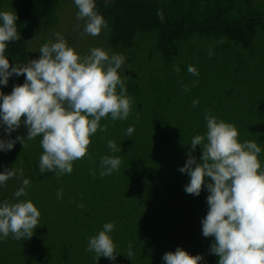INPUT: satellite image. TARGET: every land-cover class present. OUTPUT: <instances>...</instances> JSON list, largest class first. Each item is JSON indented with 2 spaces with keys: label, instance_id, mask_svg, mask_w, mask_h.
Wrapping results in <instances>:
<instances>
[{
  "label": "trees",
  "instance_id": "16d2710c",
  "mask_svg": "<svg viewBox=\"0 0 264 264\" xmlns=\"http://www.w3.org/2000/svg\"><path fill=\"white\" fill-rule=\"evenodd\" d=\"M66 3L78 12L74 0H0V11L17 14L21 36L4 53L10 66L39 58L40 47L57 34L70 43L52 33ZM95 6L107 22L99 47L124 58L118 72L131 112L126 120L101 119L107 131L97 130L70 174L40 173V136L0 151V172L16 171L0 185V202L31 200L40 212L31 238L0 239V264H165L164 253L178 246L200 254L201 264H217L210 252L214 238L202 234L207 188L198 196L186 193L190 177L179 168L191 139L207 130L206 113L232 123L241 143L255 141L264 167V11L256 0H95ZM189 66L199 74L189 73ZM24 80L13 74L0 91L8 94ZM4 128L0 124V139L27 136L23 123L10 134ZM109 140L121 151L113 152ZM192 154L199 160L201 146ZM104 156H118L121 164L101 177ZM25 178L27 195L16 198ZM105 223L115 225L109 233L115 260H96L87 250L88 238Z\"/></svg>",
  "mask_w": 264,
  "mask_h": 264
},
{
  "label": "clouds",
  "instance_id": "9594fccd",
  "mask_svg": "<svg viewBox=\"0 0 264 264\" xmlns=\"http://www.w3.org/2000/svg\"><path fill=\"white\" fill-rule=\"evenodd\" d=\"M74 3L85 33L97 36L107 27L96 11L95 0ZM158 17L163 20L159 12ZM17 18L13 11H0V85H7L13 74L25 77L10 93L0 91V124L10 134L23 123L27 136L0 139V151L11 150L17 140L24 147L25 140L40 136V173L70 174L73 162L88 155L91 137L97 130L107 131L106 125L101 127V119L126 120L131 112L132 101L118 72L124 58L119 54L109 56L100 47H92L88 55L81 56L57 34L55 42L40 47L39 58L10 66L4 53L9 42L21 38ZM175 71H180L178 66ZM188 72L199 74L193 66ZM197 104L194 100L193 107ZM205 121L206 132L191 139L187 160L179 168L190 177L186 193L198 196L202 188H207L208 210L201 221L202 234L214 238L210 252L218 257L217 264H264V167L258 158L261 147L252 140L241 143L232 123L207 113ZM134 130L129 126L126 135L131 137ZM197 145L202 149L199 160L192 154ZM108 147L113 152L121 151L113 140L108 141ZM120 164L118 156L102 157L100 176L110 175ZM15 175V170L6 168L0 172V185ZM29 184V179H23L14 196H26ZM61 195L58 190L57 196ZM39 216L31 200L0 202V239L10 234L16 240L31 238ZM114 227V223H105L103 230L88 238L87 250L95 253L96 260L101 256L116 259V246L109 235ZM128 247L127 257L131 259V242ZM162 259L165 264H201L203 257L178 246L175 251L165 252Z\"/></svg>",
  "mask_w": 264,
  "mask_h": 264
},
{
  "label": "rangeland",
  "instance_id": "374dc122",
  "mask_svg": "<svg viewBox=\"0 0 264 264\" xmlns=\"http://www.w3.org/2000/svg\"><path fill=\"white\" fill-rule=\"evenodd\" d=\"M256 2L260 4L262 11H264V0H256ZM66 5H68L69 7L65 6L66 9H64L60 14L61 18L57 28L58 32L52 31V33L54 35L57 33H63L64 35L68 36V38L70 39V43L67 42L69 46L75 49L76 46H78L79 49H76V52L79 53L81 56L88 55L89 50L92 47H99V43L104 42L103 37L106 29L103 28L100 34L97 36H92L85 33L84 21L77 19V13L75 12L76 9L70 4L66 3ZM36 47L37 45L32 49L33 52L35 51Z\"/></svg>",
  "mask_w": 264,
  "mask_h": 264
}]
</instances>
